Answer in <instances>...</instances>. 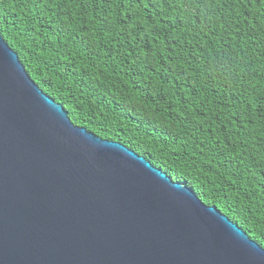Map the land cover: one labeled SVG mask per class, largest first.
I'll return each instance as SVG.
<instances>
[{
    "label": "trees",
    "instance_id": "trees-1",
    "mask_svg": "<svg viewBox=\"0 0 264 264\" xmlns=\"http://www.w3.org/2000/svg\"><path fill=\"white\" fill-rule=\"evenodd\" d=\"M0 36L74 126L264 248V0H0Z\"/></svg>",
    "mask_w": 264,
    "mask_h": 264
},
{
    "label": "water",
    "instance_id": "water-1",
    "mask_svg": "<svg viewBox=\"0 0 264 264\" xmlns=\"http://www.w3.org/2000/svg\"><path fill=\"white\" fill-rule=\"evenodd\" d=\"M0 264H264L186 182L74 126L0 36Z\"/></svg>",
    "mask_w": 264,
    "mask_h": 264
}]
</instances>
